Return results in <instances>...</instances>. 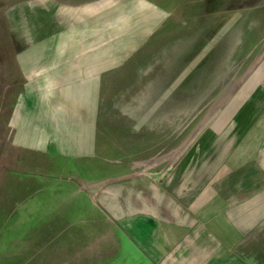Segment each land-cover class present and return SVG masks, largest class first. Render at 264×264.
<instances>
[{
	"label": "water",
	"instance_id": "1",
	"mask_svg": "<svg viewBox=\"0 0 264 264\" xmlns=\"http://www.w3.org/2000/svg\"><path fill=\"white\" fill-rule=\"evenodd\" d=\"M264 111V0H0V264L177 197Z\"/></svg>",
	"mask_w": 264,
	"mask_h": 264
},
{
	"label": "crops",
	"instance_id": "2",
	"mask_svg": "<svg viewBox=\"0 0 264 264\" xmlns=\"http://www.w3.org/2000/svg\"><path fill=\"white\" fill-rule=\"evenodd\" d=\"M96 237L115 264H264V111L177 197Z\"/></svg>",
	"mask_w": 264,
	"mask_h": 264
},
{
	"label": "rangeland",
	"instance_id": "3",
	"mask_svg": "<svg viewBox=\"0 0 264 264\" xmlns=\"http://www.w3.org/2000/svg\"><path fill=\"white\" fill-rule=\"evenodd\" d=\"M96 234L43 258L38 264H115L112 261L110 246L95 243ZM99 256L106 258L103 262ZM110 259V260H109ZM142 264V261H139Z\"/></svg>",
	"mask_w": 264,
	"mask_h": 264
}]
</instances>
